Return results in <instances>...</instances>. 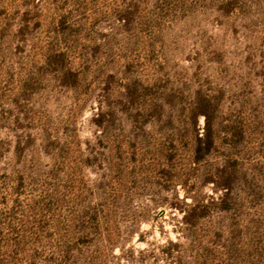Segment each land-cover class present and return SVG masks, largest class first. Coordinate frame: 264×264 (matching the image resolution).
<instances>
[{
    "label": "rangeland",
    "instance_id": "rangeland-1",
    "mask_svg": "<svg viewBox=\"0 0 264 264\" xmlns=\"http://www.w3.org/2000/svg\"><path fill=\"white\" fill-rule=\"evenodd\" d=\"M0 264H264V0H0Z\"/></svg>",
    "mask_w": 264,
    "mask_h": 264
},
{
    "label": "trees",
    "instance_id": "trees-1",
    "mask_svg": "<svg viewBox=\"0 0 264 264\" xmlns=\"http://www.w3.org/2000/svg\"><path fill=\"white\" fill-rule=\"evenodd\" d=\"M220 210H224V207H220ZM179 211L182 212V213H184L185 219H188V216H189V214L187 213L188 211H186L182 207H179ZM192 211L197 212L198 211V208H196V206H195V207H193Z\"/></svg>",
    "mask_w": 264,
    "mask_h": 264
}]
</instances>
